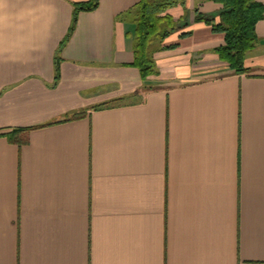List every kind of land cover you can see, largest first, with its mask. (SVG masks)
<instances>
[{
  "label": "crops",
  "instance_id": "1",
  "mask_svg": "<svg viewBox=\"0 0 264 264\" xmlns=\"http://www.w3.org/2000/svg\"><path fill=\"white\" fill-rule=\"evenodd\" d=\"M86 1L0 0V264H264V19L236 73L222 4L179 0L143 79L140 0H99L56 78Z\"/></svg>",
  "mask_w": 264,
  "mask_h": 264
},
{
  "label": "trees",
  "instance_id": "2",
  "mask_svg": "<svg viewBox=\"0 0 264 264\" xmlns=\"http://www.w3.org/2000/svg\"><path fill=\"white\" fill-rule=\"evenodd\" d=\"M214 1L222 4L219 22L214 23V17L205 15H200L199 19L211 24L214 31L224 33L225 43L217 48L220 59L226 61L236 73L248 72L249 68L245 66V60L248 53L253 51L258 44L256 24L264 19V2L261 0ZM178 2L179 0H140L126 13L136 26L133 36L134 61L132 65L139 69L143 79L156 74L158 71L154 54L168 47L164 42L177 29L176 20L165 12ZM98 5L99 0H88L74 5L70 29L57 51L56 78L59 77L60 51L72 35L79 13L95 10ZM119 17L123 18L122 15ZM189 34L190 32L182 33L181 36ZM124 102L125 99L123 98L114 99L98 104L94 109L113 108L121 106ZM79 116L81 114H76L72 118ZM8 137L10 140L15 139L13 136Z\"/></svg>",
  "mask_w": 264,
  "mask_h": 264
},
{
  "label": "rangeland",
  "instance_id": "3",
  "mask_svg": "<svg viewBox=\"0 0 264 264\" xmlns=\"http://www.w3.org/2000/svg\"><path fill=\"white\" fill-rule=\"evenodd\" d=\"M252 52V51H251Z\"/></svg>",
  "mask_w": 264,
  "mask_h": 264
}]
</instances>
